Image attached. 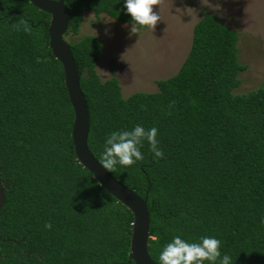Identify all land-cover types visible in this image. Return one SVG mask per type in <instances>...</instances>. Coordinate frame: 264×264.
Instances as JSON below:
<instances>
[{"label": "trees", "instance_id": "obj_1", "mask_svg": "<svg viewBox=\"0 0 264 264\" xmlns=\"http://www.w3.org/2000/svg\"><path fill=\"white\" fill-rule=\"evenodd\" d=\"M65 4L73 25L66 37L80 33L88 12L132 25L123 0ZM50 22L29 0H0V264H136L133 213L77 159L75 114L50 48ZM239 37L205 13L179 72L158 81V92L128 98L115 72L104 81L96 71L100 39L69 42L88 103L89 148L100 163L111 132L159 129L162 159L145 141L143 160L111 172L147 200L156 264L176 235L189 242L215 236L231 264H264V84L234 93L247 70Z\"/></svg>", "mask_w": 264, "mask_h": 264}, {"label": "rangeland", "instance_id": "obj_2", "mask_svg": "<svg viewBox=\"0 0 264 264\" xmlns=\"http://www.w3.org/2000/svg\"><path fill=\"white\" fill-rule=\"evenodd\" d=\"M161 21L155 29L131 32V24L106 14L84 15L78 40L95 36L103 43L96 63L105 81L119 79L125 98L138 92H158V81L175 76L187 58L195 25L209 13L239 34V61L247 67L235 94H248L264 84V0H159L154 6Z\"/></svg>", "mask_w": 264, "mask_h": 264}, {"label": "water", "instance_id": "obj_3", "mask_svg": "<svg viewBox=\"0 0 264 264\" xmlns=\"http://www.w3.org/2000/svg\"><path fill=\"white\" fill-rule=\"evenodd\" d=\"M39 10L51 16L48 29L50 48L65 73V84L74 110L75 121L72 138L79 163L115 199L127 207L134 215L131 237L130 259L136 264H156L149 253L151 214L147 200L128 188L111 172L103 168L89 148L90 116L86 96L81 88V74L71 51L66 35L72 28V14L65 0H29ZM6 203V190L0 182V215ZM2 237L0 234V244Z\"/></svg>", "mask_w": 264, "mask_h": 264}, {"label": "clouds", "instance_id": "obj_4", "mask_svg": "<svg viewBox=\"0 0 264 264\" xmlns=\"http://www.w3.org/2000/svg\"><path fill=\"white\" fill-rule=\"evenodd\" d=\"M159 0H123L126 14L130 15L131 32L137 33L142 27L155 29L161 17L154 6ZM24 30L31 32L25 22ZM159 129L155 126L145 128L136 124L130 130L111 132L101 153V165L109 172L119 166H132L144 159L141 148L147 141L154 159H162L164 152L158 140ZM44 227L51 229L52 224L46 222ZM222 241L215 236H202L197 242H189L176 235L168 242L159 254L160 264H231L232 258L221 251Z\"/></svg>", "mask_w": 264, "mask_h": 264}]
</instances>
